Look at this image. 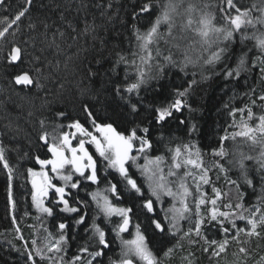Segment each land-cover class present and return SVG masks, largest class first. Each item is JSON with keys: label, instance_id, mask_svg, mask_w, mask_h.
Instances as JSON below:
<instances>
[{"label": "trees", "instance_id": "16d2710c", "mask_svg": "<svg viewBox=\"0 0 264 264\" xmlns=\"http://www.w3.org/2000/svg\"><path fill=\"white\" fill-rule=\"evenodd\" d=\"M94 2L96 0H89L90 5ZM145 2L147 0H112V11L119 12L123 23L121 20L110 23L107 25V30L102 28L96 33L95 39L89 36L87 40L83 37L73 40L70 37L75 33L67 27V24L69 21L74 24L83 21L84 12L83 10L78 11L80 0H34L28 15L22 18L18 28L14 26L4 38H0V146L5 148V156L12 168L11 186L14 204V206L10 204L8 199V171L0 164V264H31L26 259V253L28 250H33L32 241L36 240V247L43 248L49 239L45 229L54 235L59 233L55 218L47 220L44 215H40L36 219L31 215L28 193L30 177L27 169L35 170V158L37 156L42 158L46 154V146L38 139L42 131L52 132L53 128L59 125L60 129L57 131L59 135L60 131L69 129L68 125L76 120L92 130L90 119L84 111L86 105L98 122H111L117 131L125 134L137 125L140 128H150L148 138L153 145L149 150L150 156L163 154L169 146L174 147L175 144L195 145L193 151L200 150L204 164L210 170L212 189L216 187L222 193L230 194L224 195L218 201L219 207L228 211L229 209H225L223 205L229 202L234 205L238 202L237 190L228 183V180H242V178L238 169L229 161L237 158L234 154L238 151L255 156L259 153V148L253 149L238 138L236 141L228 139L223 143L225 150L230 153L227 159L214 156L213 149H220L222 136L226 134L231 136V133L238 130L233 124L235 122L238 126L241 123V114L237 112L235 116L230 115L233 108L251 106V101L256 99L253 111L257 116L264 113V102L258 99L264 94V73L261 72V67L264 65L260 64L259 51L254 49L253 42L242 39L246 33L251 32V28L234 33L233 40L228 43L225 56L217 65L202 68L197 63L189 65L183 71L180 67L165 66L164 71L156 78L149 79L138 94L125 93L126 96L131 95L134 101L137 98L140 100L139 110L133 114L129 111L125 101L113 93L115 84L125 79L126 66L118 65L115 71H112V66L116 60V52L130 56V53L134 51L135 39L132 37L130 26L136 23L137 27L142 30L146 29L155 18L159 4L163 0H152L155 10L151 14H141L138 21H133L132 5L135 4L138 9ZM198 2L207 4L208 10L215 13L218 26L222 24L227 26L219 11L221 0H198ZM234 2L238 7L246 8L253 3H259L260 0H234ZM24 6L25 0H5V3L0 6V17L14 16ZM61 14L66 18L64 21H61ZM93 14L99 15L90 6L89 19ZM232 14H235L234 10ZM30 17L46 20L53 26L48 33L47 41L39 35L44 32L42 26L37 31L27 27ZM57 27H63L69 33L63 41L57 39L59 48L54 45L49 46L52 32ZM164 30V28L161 29V31ZM11 32H15V36ZM14 45L23 50L22 58L18 61H11L9 58ZM196 55L199 53H194V58ZM242 55L245 56V69L240 72L239 76L226 77L223 74L225 69H235ZM254 60L255 65H253ZM205 68L207 70H204ZM36 69H40V72ZM25 72L38 83L27 86L16 84L15 76ZM127 73L133 80L135 79L133 67L128 66ZM193 80L197 83L189 89L188 107H185L182 113L174 112L167 122L156 124L152 109L156 106H166L174 99V89L186 88ZM61 112L65 115L57 116V113ZM244 118H247L246 113ZM41 120L46 121L47 126L44 129L41 128ZM181 120L185 123L181 124ZM250 123L254 125L256 121L253 120ZM193 125H195V130L189 132ZM138 135L145 134L138 132ZM170 141H174L175 144L170 145ZM218 163H223L224 167L229 169L227 174L215 167ZM246 163L249 172L255 177V188L246 185L243 188L246 192L244 203L248 206L255 203L256 196L260 194V189L264 185L261 184L256 162L253 160L246 161ZM110 169L108 168L109 171H107L108 176L102 175L98 184L109 188V182L118 185L120 202L126 205V208L132 209L130 213L132 231L135 232L136 225H140L150 248L161 257L162 264H182L180 257L184 253L181 251L173 252L170 257H163V252L174 245L180 250L191 249L196 257V264H214L212 252L203 251L207 246L203 234H206L209 240H223L224 236L218 227L209 228L205 225L202 229V237L193 234L196 237L191 240L190 237L182 238L183 232L174 237L167 231L168 224L164 220L163 210L155 205V214H152L142 208L144 200L149 197L145 195V186L141 177L139 176L140 179H138L136 176V180L139 185H142L143 198L131 190L127 182L115 170L112 172ZM188 183L191 185L192 181L189 180ZM202 209L207 211L206 208L202 207ZM152 219H159L164 223L165 232L163 234L155 229L151 223ZM94 222L106 232V238L111 243V247L104 249V254L95 259V264H110L109 258H119L121 245L120 239L113 231V220L109 223L101 213H98L97 221L90 224L88 216H86V221L80 225L68 222V228L65 230L68 242L65 252L61 254L64 255L66 261H71L80 247H88L89 252L100 250L97 241L92 238L91 225ZM237 223L240 227L244 226L243 221H237ZM226 226L231 227L230 224ZM86 229L89 231L86 232ZM122 236L127 239L126 236ZM262 236H264V231H262ZM245 237L247 236L241 234L240 239L246 240ZM249 238L250 242L243 244V247L249 250L248 253L256 251L264 253V239ZM195 240V243H190ZM186 243L189 247L185 246ZM237 245L234 247L231 242L226 253L235 252ZM237 253L245 256L240 252ZM33 255L36 264H48L46 259L41 260L39 256H35L34 250ZM81 255L84 257L85 264L92 258L88 253ZM221 256L217 258L218 261L221 260Z\"/></svg>", "mask_w": 264, "mask_h": 264}, {"label": "snow or ice", "instance_id": "6c2138e0", "mask_svg": "<svg viewBox=\"0 0 264 264\" xmlns=\"http://www.w3.org/2000/svg\"><path fill=\"white\" fill-rule=\"evenodd\" d=\"M5 3V0H0V6ZM34 0H25V6L22 7L14 16L0 17V38H4L14 26L18 28L22 18L28 15L30 6ZM92 7L99 13L93 14L89 19L88 9ZM207 4H202L198 0H163L159 4V10L155 18L146 29L137 27L133 23L131 27L132 37L135 39L134 51L129 55L116 52V60L112 66V71H115L118 65H125V79L116 83L113 88L114 95L124 100L129 111L133 114L137 113L140 107V100L135 101L131 95L125 93H139L142 86L147 84L149 79L156 78L158 74L164 71L165 66L180 67L183 71L189 65L199 63L202 68H209L217 65L222 60L228 50V43L233 40L234 33L244 31L251 28L250 33H246L242 39L252 41L254 49L259 51L260 64L264 65V0L259 3H253L249 7H238L234 0H221L219 11L227 24L217 25L215 13L208 10ZM112 0H96L94 3H89V0H80V9L84 12V19L81 23H73L69 21L67 27L71 29L75 35L70 38L77 40L83 37L85 40L89 36L96 38V33L100 29L107 30V25L121 20L119 12L112 11ZM152 0L140 5L137 9L135 4L132 5L131 17L133 21H138L141 14H151L154 11ZM235 14H232V12ZM66 18L61 14V21ZM99 21V22H98ZM43 27L44 32L39 33L48 40V33L52 29L46 20H38L29 18L27 27L33 31H37L39 27ZM164 28V31L161 29ZM15 36V32H11ZM63 27H57L52 32V39L49 46L54 45L59 48L57 39L63 41L68 36ZM223 44V47L221 45ZM199 53L194 58V53ZM23 50L19 46H13L10 52V60L18 61L22 58ZM207 54V55H205ZM246 55V54H245ZM255 65V60L253 61ZM131 66L135 69V79L127 73V67ZM245 69V56L239 58V62L235 69L226 68L224 75L232 77L239 76L240 72ZM204 70H207L205 68ZM40 72V69H36ZM261 72L264 73V66L261 67ZM94 75V74H93ZM16 84L32 85L38 83L27 73L15 76ZM131 81V82H129ZM197 83L195 80L189 82L188 87L183 89H174V99L166 106H156L152 109L154 113V122L161 124L167 122L173 116L174 112H183L185 107H188L187 97L189 89ZM258 99L264 102V94ZM256 106V99L251 101V106L246 105L244 108H233L229 113L235 116L237 112L241 114V123L234 127L238 130L231 133V136L225 135L220 138L221 147L219 150L213 149V155L227 159L230 153L225 150L223 143L232 139L236 141L238 138L250 145L253 149L259 148V153L255 156L247 155L243 151H238L234 155L236 159L229 161L236 167L240 173L241 179L228 180V183L233 185L237 190L238 202L234 205L229 202L223 205L228 211H221L218 206V201L224 195L220 189L213 187L214 198L207 199V194L201 190L202 185H210L212 183L209 175V169L205 166L203 155L195 145L191 143L175 144L170 141L167 151L163 154L150 156L149 150L152 149V141L148 138L150 128H140L139 125L133 127L128 134L117 131L113 123H101L97 121L91 109L86 105L84 111L90 119L92 129L86 128L79 120L73 121L68 127L74 128V132L57 131L60 126L53 128L52 132L42 131L39 135V141L47 147L51 153V159H41L36 157V162L40 165V171H34L33 168H28L27 172L31 178L32 185V202L33 206L42 214L48 216L53 215V207L45 205V198L49 195V190L54 189L57 201L52 202L62 204L61 211L70 213H79L77 207L71 206L69 199L70 192L66 191V187L57 186L52 182V177L45 171L46 167L50 166L52 173L58 174V178L65 182L66 186L71 189H77L82 180L98 183L97 162L93 155L89 153L85 147L86 144L94 145L95 152L103 161L106 162L108 168L115 169L120 177L127 182L131 190L140 194L143 198L142 185L137 183L130 175L129 168L135 166L141 173L142 178L148 186L149 198L144 200L142 208L147 213L155 214V205L160 202L163 197H171L172 205L164 210V220L167 221V231L174 237L182 231L180 222L187 221L189 227L187 231H183L184 237H190L193 232L197 237H202V229L205 225L209 228L218 227L220 233L224 236L223 240L208 239L206 234H203V239L206 242L204 252H212L214 256H219L225 252L231 242H236L241 245L246 244V240H241V234L247 237H258L264 239L262 231H264V187H261L260 194L256 196L255 203L246 206V192L244 186L255 188V177L249 172L246 163L255 161L258 165L261 184L264 185V113L256 115L253 111ZM227 107V105L225 106ZM192 111V109H190ZM247 118H244V114ZM64 113H57V116L63 117ZM255 120L253 125L250 121ZM181 124L185 121L181 120ZM41 128H46V121H40ZM195 130L193 125L189 132ZM138 132H143L145 135H138ZM94 133H98L96 135ZM73 139H78L79 143L73 146ZM51 141V142H49ZM70 153V156H69ZM143 159L144 163L139 164L138 161ZM0 164L8 171L9 187L8 199L9 203L13 204L12 199V168L5 156V148L0 146ZM221 172L228 173L229 169L224 167L223 163L215 165ZM70 169V170H69ZM182 173V175H181ZM78 174L79 179L74 177ZM189 178L192 179V184L188 183ZM110 188L107 190L112 194L114 199H119L120 193L116 183L109 182ZM194 186V190H193ZM92 199L96 201V206L105 218L111 223L113 217H119L120 222L115 224L113 231L116 237L120 239V253L118 259L109 258L110 264H162V259L154 253L150 248L149 243L140 229V225H136V231L131 239H124L122 234L130 231L129 225L131 222V208L118 207L113 200L109 199L107 194L99 192L90 193ZM153 197L155 199H153ZM191 198V200L189 199ZM211 204V208L207 213L202 212V206L207 207ZM14 206V204H13ZM27 215V213H26ZM95 221V217L93 218ZM86 221V216H80L74 223L77 225L83 224ZM237 221H243L244 226L240 227ZM151 223L155 229L161 234L165 232L164 223L159 219H152ZM194 223V227L192 224ZM230 224L231 227L226 225ZM68 224L60 222L58 224L59 233L54 235L48 232L47 242L44 247H36L37 241L33 240V250L35 256H39L41 260H47L48 264H85L82 253H88L92 259L87 260L86 264H95V259L104 254V249L110 248L111 243L106 238V232L95 222L91 225L93 239H95L100 247V250L89 252L88 247H80L78 253L74 255L71 261H66L64 255L68 237L65 235V230ZM19 231V230H18ZM86 232L89 229L85 230ZM23 239V237H21ZM196 241H190L195 243ZM176 245L167 248L163 252V257H170L176 249ZM33 250H28L26 253L27 261L31 264H36ZM239 252L245 256L249 250L243 246L239 248ZM264 261V257L261 258ZM191 264V261H189Z\"/></svg>", "mask_w": 264, "mask_h": 264}, {"label": "flooded vegetation", "instance_id": "af4514ba", "mask_svg": "<svg viewBox=\"0 0 264 264\" xmlns=\"http://www.w3.org/2000/svg\"><path fill=\"white\" fill-rule=\"evenodd\" d=\"M73 146L78 144V140L77 139H73L72 141ZM43 144V143H42ZM44 145V144H43ZM45 146V145H44ZM90 145L86 144L85 147L87 148ZM90 154L93 155L94 160H96L97 162V169H98V183L101 181V177L102 175L108 176L107 171V164L105 161H103V159H101L100 157L97 156L96 152L94 150H91V152H89ZM70 156V153H69ZM41 159H51L48 151H47V147H46V154H44V157H42ZM40 166L37 165L36 162V158H35V170L39 169ZM46 169H49V166L46 167ZM113 171V169H110ZM130 171V175L132 176L133 179H136V176L138 179L139 175H137L136 170L134 168V166H131L129 168ZM116 172V171H115ZM117 173V172H116ZM75 179H79L78 174L74 177ZM86 183V184H84ZM98 183H92L90 181H86V180H82V182L80 183V185L78 186L77 189H71L70 186L66 187V191L70 192V197L66 196V199H69V202L71 204V206L73 207H77L79 209V213H70V212H63L61 211V209L63 208L62 204L56 203L55 205L52 203L54 201L58 200V197L55 195L54 189L49 191V195H48V199L46 201V206L47 207H53V215L52 216H48L47 214H41L39 213V211H37V209L33 206V202L31 199L32 196V185H31V178L29 180V185H28V193L30 195V213L34 218H38L40 215H44V217H46L47 220H51L54 219L56 220L55 225L58 227V224L60 222H65L68 224V222H72L74 223L76 220L79 219L80 216H88L89 217V224L91 222H93V218L95 217V221H97V215L99 213L97 206H96V201H94L92 199V196L89 195L90 193H95L99 190L101 191H105L108 193L107 189H109L108 186H100ZM58 187L60 185H57ZM145 188V187H144ZM109 196L112 197V194L109 192ZM117 202H119L118 204H120L121 206L125 207L126 205H122V203L120 202L121 200V196H119V199H114ZM126 208V207H125ZM68 216V218H67ZM131 217V216H130ZM66 219H68V221H66ZM111 220H113V225L118 224L120 221L117 220L116 217H113ZM131 223V222H130ZM132 228L130 226V231L127 233H124L122 235L128 237L129 234H131ZM66 235V234H65ZM67 236V235H66ZM76 253V252H75Z\"/></svg>", "mask_w": 264, "mask_h": 264}, {"label": "rangeland", "instance_id": "374dc122", "mask_svg": "<svg viewBox=\"0 0 264 264\" xmlns=\"http://www.w3.org/2000/svg\"><path fill=\"white\" fill-rule=\"evenodd\" d=\"M93 130V129H92ZM65 131H68V132H74L75 131V129L74 128H69V129H67V130H65ZM94 134H96V135H99L98 133H94ZM78 140V139H77ZM78 143H79V140H78ZM90 145V144H89ZM90 147L91 148H89V146L87 147V149H88V151L89 152H91V150H94L95 151V147H94V145H90ZM97 154V153H96ZM97 156L99 157V155L97 154ZM102 159V158H101ZM138 163L139 164H143L144 163V160L143 159H141V160H139L138 161ZM134 168H135V170H136V174L137 175H139L140 177H141V179H142V181H143V184H144V186H145V195L147 196V197H149V190H148V186H147V184L145 183V181H144V179L142 178V176H141V173H140V171L134 166ZM112 169V168H111ZM70 170V169H69ZM113 170H115V169H113ZM36 171H40V168L39 169H37ZM45 171H47L48 172V174H49V176H51L52 177V182L54 183V184H56V185H60V186H64V187H67L66 185H65V182L63 181V180H60L59 178H58V174H56V173H52V171H51V168H50V166H49V169H45ZM116 171V170H115ZM117 174L119 175V173L117 172ZM181 175H182V173H181ZM189 180L190 181H192V179L191 178H189ZM188 180V181H189ZM205 188H207V190H205ZM50 190H52V189H50ZM49 190V191H50ZM108 190V189H107ZM194 190V189H193ZM201 190L203 191V192H207L206 194L209 196V198H208V200H211L212 198H214V193H213V189H212V187H211V184L210 185H202V188H201ZM205 190V191H204ZM97 192H99V193H102V194H107L108 196H109V192L107 193V192H103V191H101V190H99V191H97ZM47 199H48V197H46L45 198V205H46V201H47ZM109 199H111V200H113V202L118 206V207H123V206H121L120 204H118L119 202H117L116 200H114V198L113 197H111V196H109ZM153 199H155L154 197H153ZM190 200H191V198H189ZM172 203H173V200H172V198L171 197H163L162 198V200L160 201V202H158V203H156V205L158 206V208L159 209H161V210H165V209H168L171 205H172ZM219 206V205H218ZM203 208H206L207 209V211L211 208V205L210 206H207V207H204V206H202ZM125 208V207H124ZM220 210L221 211H224V210H222L221 208H220ZM38 211V210H37ZM207 211L206 210H204V209H202V212H204V213H207ZM40 213V212H39ZM42 214V213H41ZM100 214V213H99ZM117 218V220L118 221H120V218L119 217H116ZM167 222V221H166ZM180 225H181V228H182V231L181 232H183V231H187V229H188V227H189V223L187 222V221H181L180 222ZM130 226H131V224L129 225V228H130ZM192 226L194 227V223L192 224ZM243 227V226H242ZM135 231H136V229H135ZM134 233L135 232H133V233H131V234H129L128 235V237H127V239H131L132 238V236L134 235ZM193 234H195V233H193ZM191 235L190 236V240L192 239V238H194V237H196L195 235ZM245 239H246V241L247 242H250V238L249 237H245ZM196 241V240H195ZM233 243V246L235 247V245L236 244H238L237 245V249H236V251L235 252H233V251H231V252H228V254L226 253L228 250H226L223 254H220V255H222L221 256V260L220 261H218V257L219 256H214V260H213V263L214 264H264V261H262V257H264V253H262V251H256V252H251V253H248L246 256H243V255H240L239 253H237V252H239V248L241 247V246H243V245H240L239 243H236V242H232ZM187 244V243H186ZM185 246H187V247H189V245L187 244V245H185ZM182 252V253H184L180 258H181V263L182 264H189V261H191V264H196V257L194 256V254L192 253V251H191V249L190 250H185V249H178V248H176L175 249V251H174V253H178V252ZM186 251V252H185ZM92 259V258H91Z\"/></svg>", "mask_w": 264, "mask_h": 264}, {"label": "water", "instance_id": "95a60500", "mask_svg": "<svg viewBox=\"0 0 264 264\" xmlns=\"http://www.w3.org/2000/svg\"><path fill=\"white\" fill-rule=\"evenodd\" d=\"M18 85H24V84H18ZM43 143V142H42ZM48 151V150H47ZM49 153V152H48ZM49 155H50V157L52 158V156H51V153H49ZM37 165H39L38 163H37ZM40 166V165H39Z\"/></svg>", "mask_w": 264, "mask_h": 264}]
</instances>
